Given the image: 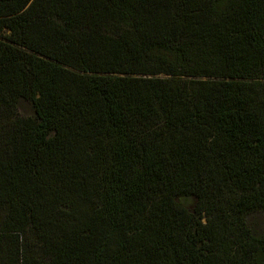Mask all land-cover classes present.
I'll return each mask as SVG.
<instances>
[{"label": "trees", "instance_id": "obj_1", "mask_svg": "<svg viewBox=\"0 0 264 264\" xmlns=\"http://www.w3.org/2000/svg\"><path fill=\"white\" fill-rule=\"evenodd\" d=\"M252 212L264 0H0V264H264Z\"/></svg>", "mask_w": 264, "mask_h": 264}, {"label": "rangeland", "instance_id": "obj_2", "mask_svg": "<svg viewBox=\"0 0 264 264\" xmlns=\"http://www.w3.org/2000/svg\"><path fill=\"white\" fill-rule=\"evenodd\" d=\"M19 113L22 115H30L32 113L28 104L24 103L20 105ZM247 227L254 236L264 235V214L261 212H252L245 217Z\"/></svg>", "mask_w": 264, "mask_h": 264}]
</instances>
